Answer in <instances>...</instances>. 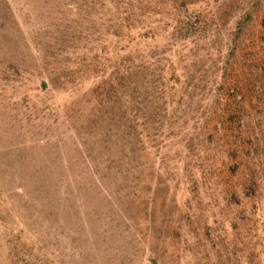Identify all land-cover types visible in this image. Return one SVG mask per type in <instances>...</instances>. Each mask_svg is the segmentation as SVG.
Here are the masks:
<instances>
[{
    "label": "rangeland",
    "instance_id": "rangeland-1",
    "mask_svg": "<svg viewBox=\"0 0 264 264\" xmlns=\"http://www.w3.org/2000/svg\"><path fill=\"white\" fill-rule=\"evenodd\" d=\"M0 264H264V0H0Z\"/></svg>",
    "mask_w": 264,
    "mask_h": 264
}]
</instances>
